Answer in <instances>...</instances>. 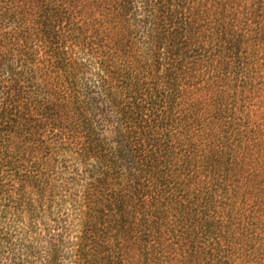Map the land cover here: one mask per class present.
<instances>
[{
    "label": "trees",
    "instance_id": "1",
    "mask_svg": "<svg viewBox=\"0 0 264 264\" xmlns=\"http://www.w3.org/2000/svg\"><path fill=\"white\" fill-rule=\"evenodd\" d=\"M0 264H264V0H0Z\"/></svg>",
    "mask_w": 264,
    "mask_h": 264
}]
</instances>
